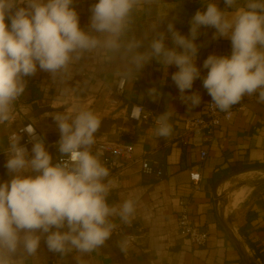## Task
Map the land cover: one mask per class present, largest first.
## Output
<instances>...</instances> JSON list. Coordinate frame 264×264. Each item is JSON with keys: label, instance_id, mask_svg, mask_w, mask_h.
Masks as SVG:
<instances>
[{"label": "clouds", "instance_id": "1", "mask_svg": "<svg viewBox=\"0 0 264 264\" xmlns=\"http://www.w3.org/2000/svg\"><path fill=\"white\" fill-rule=\"evenodd\" d=\"M137 2L98 0L84 30L73 0H0V124L13 121L15 102L26 90L25 77L34 76L38 68L54 77L85 52L118 54L129 73H141L153 59L165 73L175 65L178 70L171 79L191 111L201 103L199 93L187 90L201 76L195 40L202 26L214 28V38L231 42V55L212 54L203 63L207 74L202 86L212 104L227 112L246 95L264 103V0H247L245 7L224 0V9L208 0L192 16L189 36L170 20L146 48L142 40L122 41ZM161 90L152 87L147 94L156 100ZM171 115L166 110L156 116L158 137L171 134ZM52 118L61 134L56 163L33 125L20 130L33 142L31 158L21 146L20 132L9 136L6 167L12 178L0 184V264H26L37 255L42 237L50 251L62 256L90 253L111 237V217L127 223L134 212L131 199L119 206L107 203L110 172L101 163L100 150L94 151L101 119L87 109H69Z\"/></svg>", "mask_w": 264, "mask_h": 264}, {"label": "crops", "instance_id": "2", "mask_svg": "<svg viewBox=\"0 0 264 264\" xmlns=\"http://www.w3.org/2000/svg\"><path fill=\"white\" fill-rule=\"evenodd\" d=\"M203 1L208 0H138L128 28L138 17L150 14L148 6L155 8L154 22L167 24L171 20L182 28ZM97 2L73 0L71 6L78 13L82 29L87 30L91 6ZM216 2L221 9L225 8L224 0ZM246 3L247 0H236L237 7H245ZM6 23L10 22L6 19ZM215 31L198 50L195 63L201 76L187 94L199 93L201 103L191 111L181 101L179 89L171 79L178 70L176 66H169L165 73L155 59L141 73H129L118 54L85 52L67 71L54 77L39 68L34 76L25 77L26 90L15 102L13 121L0 124V184L12 178L6 167L9 136L25 123L35 124L44 135L45 147L54 162L60 156L57 142L61 134L52 114H66L69 109H87L101 119L95 134L97 142L132 143L134 158L148 152L162 161L165 171L163 180L145 182L138 161L120 169L122 158L112 156L116 166L108 177L112 183L107 201L110 206H119L131 199L134 212L130 222L125 223L119 216L111 217L115 225L111 237L101 247L83 255L75 251L67 256L52 252L42 237L37 255L26 264H246L220 219L222 203H217L216 198L225 191L231 195L225 213L229 212L232 227L256 261L264 264V103L251 99L232 120L223 122L215 130L204 160L200 158L202 145L197 138H191L188 146L177 141L184 133L187 119L201 114L207 103V90L202 86L207 74L203 67L205 59L212 54L231 55L230 40L214 38ZM142 41L146 48L151 40ZM135 75L139 76L138 81ZM122 76H127L124 97L114 103L111 96ZM152 87L162 89V113L166 110L172 113L169 119L172 132L168 137L155 136L151 121L135 122L129 117L132 103L152 105L147 94ZM100 159L107 167L102 156ZM191 170L201 172L200 192L191 188ZM181 198L188 200L194 222L210 232L207 245L199 246L179 233ZM231 199L236 200L232 203ZM117 227L124 228V234L132 238L131 243L125 244L123 236L115 233Z\"/></svg>", "mask_w": 264, "mask_h": 264}, {"label": "built area", "instance_id": "3", "mask_svg": "<svg viewBox=\"0 0 264 264\" xmlns=\"http://www.w3.org/2000/svg\"><path fill=\"white\" fill-rule=\"evenodd\" d=\"M134 78L135 80H137L136 76ZM126 81L127 76L120 77L116 85L114 94L111 96V101H113L114 103H117L124 97V93L126 90ZM254 98L256 97H249L246 95L245 97H243L240 103L233 105L227 112H224L219 110L214 104H212V98L207 92V103L203 108L201 114L187 119L184 133L177 139V141L183 146H188L190 144L191 138H197L202 145L200 150V158L201 160H204L208 156V146L214 139L215 130L223 122L232 120L235 113L238 110L243 109L246 103ZM151 103V106H146L141 102L132 103L129 110V117L135 122L151 121L154 125V135L157 136L155 134V129L157 127L155 119L156 116L162 114L161 109L163 105V96L161 95L156 100L151 99ZM28 124H31L35 127L36 135L39 138L43 139L45 144L46 140L42 132L37 128L35 124L31 122L25 123L18 127L16 132L19 131L22 137L20 141L21 146L26 147L28 149V153L31 154L33 142H31L27 132L20 131L26 128ZM95 149H99L102 153L101 156L103 158V162L109 169L110 173L113 171L114 166H116L112 156L117 155L120 156L123 160V162L119 164L120 169L126 167L128 164L134 161H138L141 165V174L145 182L160 181L165 178L164 165L162 161L156 157L151 156L148 152L142 154L138 158H134V145L132 143L99 141L96 143L94 151ZM59 158L60 156L53 163L58 162ZM190 180L193 192H200L202 189L201 172L198 170H191ZM177 228L182 236L186 237L192 243H195L199 246L207 245L210 239V232L194 222L193 215L189 207V202L185 198H181L180 200V211ZM115 233L123 236L125 244H129L132 242L131 236L124 234L123 227L115 228Z\"/></svg>", "mask_w": 264, "mask_h": 264}, {"label": "trees", "instance_id": "4", "mask_svg": "<svg viewBox=\"0 0 264 264\" xmlns=\"http://www.w3.org/2000/svg\"><path fill=\"white\" fill-rule=\"evenodd\" d=\"M208 1H203V4H201V6H198V8L193 12V15L198 11V10H204L205 4ZM154 7V6H153ZM152 6H148L147 7V11L149 10L150 14L148 16L143 15L138 17L134 22V24L132 26H130L126 33L125 36H123L122 41L127 43V35L132 32L133 30H140L145 28L146 25H149L151 20H155V8H153ZM151 10L153 12H151ZM176 30H178L180 33L183 31V29L185 28L187 33V36H189V30H190V21L188 22H184L182 28H178L177 26H175ZM215 29L212 27H201L199 30V35L197 37V39L195 40V43L198 45V49L201 48L202 46V42L203 40L208 37L209 35H211V32H213ZM137 77V80H139V76L135 75Z\"/></svg>", "mask_w": 264, "mask_h": 264}, {"label": "water", "instance_id": "5", "mask_svg": "<svg viewBox=\"0 0 264 264\" xmlns=\"http://www.w3.org/2000/svg\"><path fill=\"white\" fill-rule=\"evenodd\" d=\"M226 179V178H225ZM221 182V181H220ZM233 188V187H232ZM229 200V193L228 191L223 192L222 194H218L216 201L217 203H222L220 208V219L227 230L228 235L234 241L238 249L240 250L243 260L246 264H259L256 259L250 254L248 249L243 245V243L238 238L234 228L231 225V217L229 216V212L225 213V207Z\"/></svg>", "mask_w": 264, "mask_h": 264}, {"label": "rangeland", "instance_id": "6", "mask_svg": "<svg viewBox=\"0 0 264 264\" xmlns=\"http://www.w3.org/2000/svg\"><path fill=\"white\" fill-rule=\"evenodd\" d=\"M157 21V20H155ZM153 20L150 21L149 25H146L145 28L140 29V30H133L127 35V42L132 41V40H152L153 37L157 35V33L162 30L166 31L167 30V24L164 23H156ZM186 30L185 28L181 32L182 35L187 36V33H185ZM170 45V41H169ZM264 174V172H263Z\"/></svg>", "mask_w": 264, "mask_h": 264}, {"label": "bare ground", "instance_id": "7", "mask_svg": "<svg viewBox=\"0 0 264 264\" xmlns=\"http://www.w3.org/2000/svg\"><path fill=\"white\" fill-rule=\"evenodd\" d=\"M243 190H244V189H243ZM229 196H231V195H229ZM237 196H238V195H237ZM237 196H236V197H237ZM235 200H236V199H231L230 201L233 203V202H235Z\"/></svg>", "mask_w": 264, "mask_h": 264}]
</instances>
